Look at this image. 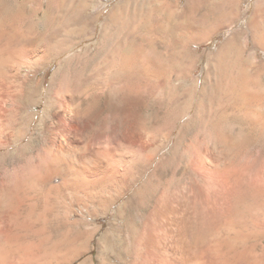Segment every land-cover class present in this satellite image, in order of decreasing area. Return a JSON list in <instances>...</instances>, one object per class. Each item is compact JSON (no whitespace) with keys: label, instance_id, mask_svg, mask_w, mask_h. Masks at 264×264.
Here are the masks:
<instances>
[{"label":"rangeland","instance_id":"rangeland-1","mask_svg":"<svg viewBox=\"0 0 264 264\" xmlns=\"http://www.w3.org/2000/svg\"><path fill=\"white\" fill-rule=\"evenodd\" d=\"M20 2L7 68L21 51L30 55L4 80L12 129L0 140L9 142L0 165L16 183L0 188L4 234L57 224L58 254L72 257L65 263L119 264L139 201L178 185L186 172L232 173V185H264V0ZM5 19L1 9L0 26ZM120 73L145 76L143 99L107 107ZM73 125L72 146L89 148L84 162L103 163L107 172L120 165L119 155L136 160L114 178L76 177L60 166L59 194L45 202L36 168L54 144L51 133ZM131 179L139 181L120 198ZM25 195L38 200L19 211Z\"/></svg>","mask_w":264,"mask_h":264},{"label":"bare ground","instance_id":"bare-ground-1","mask_svg":"<svg viewBox=\"0 0 264 264\" xmlns=\"http://www.w3.org/2000/svg\"><path fill=\"white\" fill-rule=\"evenodd\" d=\"M20 7H23L20 0H0V10L6 12V19L0 26V41L5 34L8 37L4 51L0 48V140L12 129V112L7 107L10 100L3 96V92L8 94L11 91L4 84L5 75L9 71L16 72L20 63L30 55L28 51H21L16 62L7 68V62L14 58L11 49L17 39L13 30L21 10L16 9ZM144 77L127 73L116 75L107 89L106 106L116 105L125 109L132 101H142ZM68 114L65 111L61 120L67 119ZM67 129L51 133L54 144L36 168L34 179L38 185H42L39 199L45 202L52 194H59L57 192L62 184H53V181L60 166H65L76 177L114 178L124 174L136 160L129 154L119 155V166L111 165L107 172L101 170L99 168H104L103 163L93 164V161L91 165L83 161L81 152L89 149L88 145L73 147L70 140L75 138L74 125ZM7 146L9 142L0 141V149ZM3 169L0 165V188H15L16 183L5 176ZM233 178L232 173L208 174L205 170L186 172L178 185L151 191L145 202L139 201L135 232L119 264H264V185L235 186L230 183ZM131 181L132 185L126 184L120 198L132 190L139 180ZM18 199L22 200L17 208L19 211H22L23 202L38 200L28 195ZM29 206H33V202ZM1 218L0 215V264H51L52 260L64 264L68 257L72 258L70 255L67 257L68 253L64 254L67 258L58 254L63 243V240H59V225H46L48 228L36 230L31 235L13 236L1 230L4 224Z\"/></svg>","mask_w":264,"mask_h":264}]
</instances>
